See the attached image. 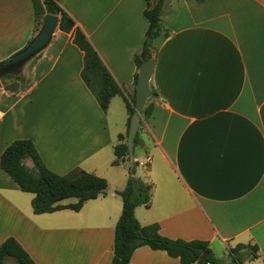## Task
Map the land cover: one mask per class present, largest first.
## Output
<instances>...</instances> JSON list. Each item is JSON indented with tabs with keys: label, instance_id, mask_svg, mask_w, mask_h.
I'll return each mask as SVG.
<instances>
[{
	"label": "crops",
	"instance_id": "obj_1",
	"mask_svg": "<svg viewBox=\"0 0 264 264\" xmlns=\"http://www.w3.org/2000/svg\"><path fill=\"white\" fill-rule=\"evenodd\" d=\"M60 6L122 95L102 110L82 78L84 52L58 22L22 79L2 81L0 158L14 141L31 140L50 171L84 170L105 179L112 192L79 212L36 215L34 195L0 168V245L16 239L36 264H111L123 210L117 193L128 173L110 167L130 162L113 165L115 147L127 143L125 98L136 97L147 0H60ZM166 10L162 34L152 44L151 89L158 97L147 103L153 110L142 117L134 154L139 166H150L152 198L149 208L136 209V218L142 226L158 224L170 239L209 242L220 264L232 262L236 246L257 245L258 259L244 264H264V0H167ZM41 27L32 0H0V64ZM138 149L145 160L137 158ZM69 200L62 204L77 202ZM131 264L180 262L145 246Z\"/></svg>",
	"mask_w": 264,
	"mask_h": 264
},
{
	"label": "trees",
	"instance_id": "obj_2",
	"mask_svg": "<svg viewBox=\"0 0 264 264\" xmlns=\"http://www.w3.org/2000/svg\"><path fill=\"white\" fill-rule=\"evenodd\" d=\"M166 1L147 0L144 16L149 22V28L143 52L136 57L138 68L145 61L153 58L152 44L162 34V18L168 11L166 10ZM195 1L202 4L206 0ZM32 2L37 30L42 26L44 17L50 14L59 18V29L62 32L67 34L73 32V43L85 55L82 78L102 110L107 112L111 100L117 95H122V91L90 40L80 28L76 27L75 20L60 6V0H32ZM6 79L13 78L7 77ZM21 79L22 77L17 78V80ZM157 97V92L152 90L151 98ZM125 101L130 126L131 118L135 112L136 97L132 101L125 98ZM152 110L153 106L147 105L142 117L148 119ZM120 140L124 141L125 137L120 136ZM138 140L137 137L136 144ZM115 156L114 166L129 159L127 143L122 142L115 147ZM27 160L32 161L33 169L26 166ZM136 165L135 162L134 167ZM134 167L125 189L117 193L122 198L123 210L115 229L114 258L111 264H131L134 252L145 246L154 251L166 252L170 258L178 259L180 264H220L207 241L170 239L160 233L158 224L141 225L135 212L138 207H150L153 188L134 177ZM0 168L18 185L22 192L34 195L32 207L36 215L51 214L65 209L79 212L86 202L105 195L104 190L108 189L105 179L81 169H75L64 176L50 171L31 140H17L9 145L1 155ZM69 199H76L77 202L69 205L62 204L63 201ZM230 256L232 259L230 264H244L247 261L258 259L259 248L257 245L240 244L231 249ZM8 258L13 259L17 264H36L14 238H8L0 245V264H5Z\"/></svg>",
	"mask_w": 264,
	"mask_h": 264
},
{
	"label": "water",
	"instance_id": "obj_3",
	"mask_svg": "<svg viewBox=\"0 0 264 264\" xmlns=\"http://www.w3.org/2000/svg\"><path fill=\"white\" fill-rule=\"evenodd\" d=\"M58 22L59 19L57 16L50 14L46 15L43 19L40 31L28 45L0 65V88L5 78L20 76L25 66L49 46L57 29ZM155 66L156 60L152 58L145 61L139 68L136 86L135 112L130 121L127 138L129 161L132 168L135 164V146L142 121V113L152 97L151 80L154 75ZM104 192H112V190L106 189Z\"/></svg>",
	"mask_w": 264,
	"mask_h": 264
},
{
	"label": "rangeland",
	"instance_id": "obj_4",
	"mask_svg": "<svg viewBox=\"0 0 264 264\" xmlns=\"http://www.w3.org/2000/svg\"><path fill=\"white\" fill-rule=\"evenodd\" d=\"M153 54H154V51H153ZM4 81V80H3ZM7 81V80H6ZM26 86V85H25ZM136 156H137V158H139V159H143V160H145L146 159V155H145V153L143 152H141L139 149L137 150V152H136ZM26 166L27 167H29L30 169H33V163H32V161H30V160H27L26 162ZM137 163V162H136ZM135 168V175H134V177L136 178V179H139V180H141V181H143L144 183H146L147 184V181H148V176H149V171H150V166H145V167H141V166H139V164L137 163V165H136V167H134ZM110 170L111 171H113L114 173H116V172H121V173H128V180H129V178L132 176L131 175V171H132V166H131V164H130V162L129 163H127L125 166H122V167H119V168H112L111 169V167H110ZM128 180H127V182H128ZM126 185H127V183H126ZM125 185V186H126ZM33 195V194H32ZM70 202H76V200L75 199H70L69 200ZM9 264H13V263H9Z\"/></svg>",
	"mask_w": 264,
	"mask_h": 264
}]
</instances>
